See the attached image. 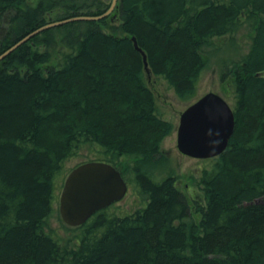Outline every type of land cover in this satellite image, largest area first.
Returning <instances> with one entry per match:
<instances>
[{
    "label": "trees",
    "instance_id": "1",
    "mask_svg": "<svg viewBox=\"0 0 264 264\" xmlns=\"http://www.w3.org/2000/svg\"><path fill=\"white\" fill-rule=\"evenodd\" d=\"M107 9L0 0V54L48 22ZM115 11L47 29L0 62V264H264V0H119ZM243 17L252 20L249 51L220 71L235 131L222 154L204 159L202 197L189 198L175 168L159 169L175 124L159 113L132 36L152 75L186 103L208 67L206 49L237 34ZM85 150L124 177L119 163L132 158L127 181L140 202L63 223L64 235L50 219L66 162Z\"/></svg>",
    "mask_w": 264,
    "mask_h": 264
},
{
    "label": "water",
    "instance_id": "2",
    "mask_svg": "<svg viewBox=\"0 0 264 264\" xmlns=\"http://www.w3.org/2000/svg\"><path fill=\"white\" fill-rule=\"evenodd\" d=\"M112 0L109 8L99 15H78L48 22L28 33L0 54V62L14 49L43 31L74 21L101 20L117 7ZM135 48L141 52L148 78L152 76L148 55L132 36ZM233 107L219 93L209 91L190 103L181 113L177 129V147L182 154L198 159L219 156L229 146L235 131ZM129 190L128 181L112 163L90 160L74 167L65 179L60 194V213L70 226L86 223L98 211L121 201ZM257 199L256 202H259Z\"/></svg>",
    "mask_w": 264,
    "mask_h": 264
},
{
    "label": "rangeland",
    "instance_id": "3",
    "mask_svg": "<svg viewBox=\"0 0 264 264\" xmlns=\"http://www.w3.org/2000/svg\"><path fill=\"white\" fill-rule=\"evenodd\" d=\"M92 1L100 4L104 7V9L109 8L110 4L112 3V0ZM37 2L38 0H32L33 4H36ZM92 10L96 11L97 8ZM114 11L109 15L110 17L116 14V11ZM57 13L58 11L54 14L55 18L57 17ZM243 22L244 26L237 34L228 35L227 37L223 38L221 42L218 41L216 46L218 47V50L214 51L215 47H208L206 49V54L210 53L209 64L203 73L198 94L193 99V101L209 91H214L221 94L229 102L233 109L235 108L233 90L228 89V87L221 81L220 71L221 67L225 66L224 62H227L230 59H239L243 54L249 51L251 43L250 32H252V20L248 21L247 17H243ZM113 23L119 25L120 21ZM1 25L3 27H7L5 22H3ZM105 28L110 30L109 26H106ZM148 81L156 94L159 113L167 120L173 121L175 124V130L173 133L168 135L162 142V150L167 154V160L169 163L166 162L164 164V168L159 169H167L168 166L169 168H175L178 175V187L189 198L196 196L197 198H200L203 195L202 185L199 184L200 174L201 170L208 163L204 159H198L182 154L177 147V129L180 123L181 113L193 101L186 103L182 102L178 98L174 89L170 88L165 79H163L161 76L152 75L150 79L148 78ZM88 154L89 151L85 150L81 156L74 157L66 162L65 166L68 172L66 173L65 178L74 167L83 162L90 161ZM133 162L134 160L132 158L124 157L119 163V165L122 166L124 170H126V180L129 179V173L125 168V165H129ZM60 194L61 190L59 191L56 202L57 212L55 213V216L50 219V224L53 228L58 229L59 232L65 235L66 229L63 226V223L65 222L62 219L59 209ZM139 202L140 201L138 200L137 194H135L134 190L129 187L127 195L121 201L114 204L113 207L110 208V212L113 213L116 211V213L122 214V211H124L129 213L137 208V203Z\"/></svg>",
    "mask_w": 264,
    "mask_h": 264
}]
</instances>
